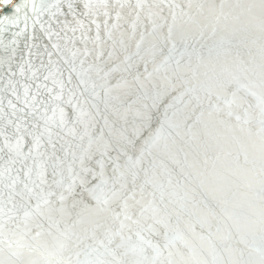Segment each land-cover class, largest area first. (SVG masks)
Wrapping results in <instances>:
<instances>
[{
    "label": "water",
    "instance_id": "95a60500",
    "mask_svg": "<svg viewBox=\"0 0 264 264\" xmlns=\"http://www.w3.org/2000/svg\"><path fill=\"white\" fill-rule=\"evenodd\" d=\"M69 2L74 5L75 15L68 10ZM85 2L93 5L91 15H84L88 11L84 8ZM223 2L243 6L258 4L259 0ZM103 3L104 0H11V4L5 6L0 0V132L5 131L7 120L19 122L22 127L34 122L31 108H26L22 102L25 85H31L30 99L36 93L37 85H47L55 92L59 91V86L53 81L63 80L66 85L64 98L67 99L68 89L75 85L77 79L76 74L72 73V84L67 83L70 64L74 62L77 70H80V61L85 60L83 67L87 68L94 62L95 54L101 51L104 52L101 59L107 60L114 41L118 58L114 57L113 63L120 69L128 64L133 65L132 73L140 77L139 81H133L135 87L131 100L138 101L134 107H141L144 103L151 105L157 93L169 91L170 94L159 102V106L152 108L158 120L164 119L168 103L174 104L168 110V117L173 121L176 120L173 112H177L178 116H190L191 119L187 121L189 125H193L199 115L198 109L193 111L192 105H186L191 94L182 101H174L173 96L178 94L168 89L167 80L172 78L175 61L181 56V65L191 84L184 85L180 91L184 87L197 85L198 81L239 74L245 82L254 81L257 86L253 90L257 96L261 94L258 85L264 34L259 27L258 9L257 18L253 20L243 7H226L223 11L228 15L221 16L215 32L211 26L187 24L189 32L186 44L177 40L171 59L165 61L170 43L158 45L163 47V55L157 54L154 59L150 54L153 22L165 25L156 34L161 31L167 33V25L173 24L172 13L177 16V24L186 22L189 0H119L123 8L116 0H107V16L101 6ZM215 3L219 5L221 0H215ZM138 4L142 7H137ZM17 5L18 12L15 11ZM154 5L163 7V12L150 15L158 12L157 8L150 7ZM169 5L180 7L170 8ZM117 11L120 12V19H117ZM191 14L195 15V9ZM5 16L8 18L5 19ZM77 20L83 23L82 28L75 23ZM97 25L100 41L96 40ZM73 27L77 29L75 32L72 31ZM122 39L123 46L120 43ZM137 41H141L139 49L136 47ZM53 45L58 47L54 48ZM85 50L88 51L87 56ZM21 68L24 69L23 73ZM242 69L247 70V77L241 72ZM114 75L112 83H116L122 75L132 80L131 75L122 71ZM45 76H49L46 81ZM9 80L15 84V96L12 87H6ZM39 91L43 97L47 96L43 87ZM247 99L249 104L245 107L249 108V112L244 113L241 109L240 121L233 116L223 123H209L205 118L191 129L185 125L178 129L165 125V139L150 149V155L145 156V166L151 160L156 161L155 183L147 191L155 193L156 204L169 218V236L173 240L171 250L182 254L176 256L182 264H261V250L264 249V139L260 132L258 100L250 95ZM9 100L16 105L15 115L8 106ZM126 106H120L121 111ZM21 108L23 112L19 111ZM48 114L51 115V112ZM128 119L132 121L131 114ZM6 130L11 132L12 127ZM169 133L171 138H168ZM3 140L4 137L0 135V147H3ZM166 143L170 145V150L165 148ZM24 151H27V147ZM6 159V156L0 159V171ZM13 167L19 170L21 165L17 163ZM0 190H3L2 185ZM147 198L151 199L150 196ZM44 227L48 228V224L45 223ZM23 242L37 243L28 239ZM82 247L72 249L73 260L76 258L74 253ZM4 251L6 240L0 236V259L4 258ZM54 251L52 247L39 246L37 251L26 253L24 259L36 261V264H49L50 259H54L51 256ZM80 259H84L83 254Z\"/></svg>",
    "mask_w": 264,
    "mask_h": 264
},
{
    "label": "snow or ice",
    "instance_id": "6c2138e0",
    "mask_svg": "<svg viewBox=\"0 0 264 264\" xmlns=\"http://www.w3.org/2000/svg\"><path fill=\"white\" fill-rule=\"evenodd\" d=\"M2 2L5 6L11 4V0ZM116 3L120 8L124 7L119 0ZM101 6L107 16V0ZM137 7L142 5L138 4ZM150 7L158 9V12L150 15L163 12L160 5ZM226 7H243L253 20L257 18L258 9L259 27L264 34V0L243 6L226 5L223 0L219 5L215 0H189L186 22L177 24V16L172 13L173 24L167 25L166 34L162 31L156 34L165 25L153 22L150 54L154 59L157 54L163 55V47L158 45L170 43L169 55L164 57L165 61L170 60L177 40L187 42V24L211 26L215 32L221 16L228 15L223 11ZM84 8L88 9L84 15H91L93 5L85 2ZM193 9L195 15L191 14ZM68 10L75 15L72 2L68 3ZM15 11H19L18 5ZM116 16L120 19L119 11ZM75 23L83 27L81 21ZM104 23L107 25V21ZM97 29L96 40L100 41L99 25ZM76 30L72 28L73 32ZM141 41H137V49ZM115 43L107 54V60L101 59L104 56L101 51L95 54L94 62L87 68L83 67L85 60L80 61V70H77L74 62L70 64L67 83L72 84V73L76 74L77 79L75 85L68 89L67 99L64 98L66 85L63 80L53 81L59 86V91L55 92L47 85H37V91L30 99L31 85H25L22 102L26 108H31L34 122L23 127L12 120L5 122V131L0 132L4 137L0 153L7 157L0 171V185L3 186V190H0V236L5 237L6 251L0 264H36V261L25 260L24 257L26 253L37 251L39 246L55 250L51 253L54 259H50L49 264H182L181 260L176 259L182 254L171 250L173 240L169 236V218L156 204L155 193L147 191L155 183L156 161L151 160L145 166V156L150 155V149L165 139V125L177 129L185 125L191 129L205 118L209 123H223L233 116L240 121V110L249 112L245 105L249 104L247 96L250 95L258 100L260 132L264 139V44L261 46L258 87L262 91L259 96L253 90L257 86L255 82H245L239 74L198 81L197 85L184 87L180 91L184 85L191 84V80L186 78L184 66L181 65L183 56L175 61L173 76L167 80L168 89L178 94L173 96V100L182 101L191 94L186 105H192L193 111L199 110L197 120L189 125L187 121L191 117L188 115L178 116L177 112H173L175 121L168 117V110L174 107L172 103L166 105L164 119H156L152 108L158 107L159 102L170 94L167 90L157 93L151 105L144 103L141 107H134L138 101L131 100L135 87L133 81H139L140 77L132 73L133 65L128 64L120 69L113 63V58H118ZM120 43L124 45L123 39ZM53 47L57 48L58 45ZM84 54L87 56L88 51L85 50ZM118 71L128 73L132 80L122 75L116 83H112ZM241 72L247 77V70L242 69ZM48 79L49 76L44 77L45 81ZM9 86L15 96L13 81H8L6 87ZM40 87L44 88L46 97L41 95ZM16 98L20 99L19 96ZM123 105L127 106L121 111L120 106ZM8 106L15 115L16 105L9 100ZM19 111L23 112L24 109ZM129 114L133 117L131 122ZM9 126L12 127L11 132L6 130ZM168 138H171V133ZM25 147L27 151H24ZM165 148L170 150V145L166 143ZM17 163L21 165L19 170L13 167ZM149 196L151 199L147 198ZM45 223L48 228L44 227ZM34 229L37 230L32 235ZM26 239L37 243L23 242ZM80 245L83 247L74 253L76 258L73 260L72 249ZM81 254L83 260L80 259ZM261 254V264H264V249Z\"/></svg>",
    "mask_w": 264,
    "mask_h": 264
}]
</instances>
